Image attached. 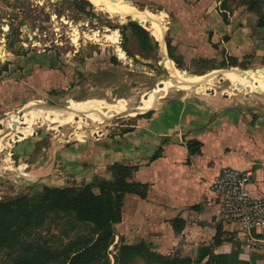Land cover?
<instances>
[{
  "label": "rangeland",
  "instance_id": "1",
  "mask_svg": "<svg viewBox=\"0 0 264 264\" xmlns=\"http://www.w3.org/2000/svg\"><path fill=\"white\" fill-rule=\"evenodd\" d=\"M86 1L0 0V85H22L13 92L19 99H13L7 109L0 111V115H8L0 117V123L13 119L11 134L0 141V200L42 189L41 183L30 180L25 172L7 169L5 153L11 152L10 160L17 167L21 161L13 159L12 152L20 154L21 144L25 151L29 150L30 137H39L42 145L105 137L112 138L110 142L119 141L120 123L130 122V117L138 113L119 115L110 104L127 101L121 108L136 111L151 103L153 107L163 98L185 95L184 99L190 101L199 93L209 96L204 89L213 87L212 97L216 100L264 112V90L252 81L264 83V27L256 24L259 14L264 17V0H119L163 19L166 55L168 40L180 64L177 66L173 60L174 65L194 72L191 78L197 79L186 89L172 87L174 82L159 57V44L152 34L156 29L140 22L150 29L146 28L154 44L152 49L143 50L132 28L121 27L130 17ZM10 50L19 56H12ZM222 72L239 75L240 80L229 82ZM38 99L43 103L26 105ZM93 104L106 107L85 110ZM19 106L20 113L16 111ZM20 127L31 128L29 133L18 135L21 146L11 147L10 152L3 149ZM41 151L39 156H45L43 164H49L47 150ZM50 171L51 166L43 174ZM68 178L64 185L86 182ZM35 220L31 218V224L23 223L18 230L21 217H5L0 226V264H65L73 250L95 237L93 225L76 220L71 211L54 216L41 214ZM114 232L108 247L87 264H167L154 257L149 259L150 255L124 256L130 242H122L126 239L119 236L115 224ZM181 249L177 247L170 253L183 258L195 256L193 248Z\"/></svg>",
  "mask_w": 264,
  "mask_h": 264
},
{
  "label": "crops",
  "instance_id": "2",
  "mask_svg": "<svg viewBox=\"0 0 264 264\" xmlns=\"http://www.w3.org/2000/svg\"><path fill=\"white\" fill-rule=\"evenodd\" d=\"M10 53L19 56L11 50ZM0 54H3L1 50ZM21 88L18 83L0 85V111L7 109L13 99H19L13 92ZM209 94L199 93L197 99L190 101L184 99L185 95L177 99L163 98L153 107L151 103L136 111L121 108L122 115L139 113L130 117V122L120 123L122 128L119 127L116 142L105 137L42 145L39 137H30L32 146L25 151L24 144L17 139L13 146L21 144L23 148L18 146L20 154L12 152V158L21 162L16 167L5 153L9 162L7 169L23 171L43 187L64 185L68 177L89 181L93 175L100 174L110 178L114 161L137 164L133 179L149 185L145 197L135 193L124 196L122 217L115 223L119 236L126 239L123 243L144 240L151 244V250L161 253H170L177 247L181 251V248H193L195 256L190 255L193 260L198 257L199 247L204 245H211L214 253H229L238 247V257L253 264L259 256L258 242L247 246V235L239 225L221 219L220 205L209 185L222 165H231L249 169L252 172L250 191L264 194V112L247 105L223 103L212 97L213 92ZM31 103H43V100H31L26 105ZM30 129L20 127L15 136L29 133ZM193 138L201 141L200 151L189 153L186 141ZM158 147L162 149L161 155L149 160ZM41 150H47L49 164H43L45 156H39ZM24 165L29 167H25L26 171ZM49 166V174H43ZM175 216L184 221L179 231L174 230L170 221ZM217 227L223 239L214 243Z\"/></svg>",
  "mask_w": 264,
  "mask_h": 264
},
{
  "label": "trees",
  "instance_id": "3",
  "mask_svg": "<svg viewBox=\"0 0 264 264\" xmlns=\"http://www.w3.org/2000/svg\"><path fill=\"white\" fill-rule=\"evenodd\" d=\"M81 2L88 3L86 0H81ZM256 24L264 27V17L261 14H259ZM126 26L132 28L143 50L147 51L154 47L148 30L137 21L121 25V27ZM166 47L168 57L174 60L177 66H180L179 60L171 51V44L168 40L166 41ZM231 70L235 71L238 69ZM12 141L5 146L8 152L13 146ZM186 146L189 153H196L200 151L201 141L195 138L188 139ZM161 152V147H158L149 156V160L158 157ZM11 163L14 164L12 160ZM137 168V164L114 161L110 167V178L94 175L92 180L81 182L80 184L43 185L40 191L33 194L24 193L14 198L0 200V226L5 217L12 214H18L21 217V221L17 225V229L21 230L22 224H31L32 221L30 220L33 217H36L35 221H38L41 214L43 216L47 214L54 216L61 212L71 211L76 220L85 221L93 225L95 237H92L90 241L87 240L80 248L73 250L65 259V264H87L113 241L114 224L121 220L125 194L135 193L140 197L146 196L149 184L133 179V172ZM170 221L175 231L181 230L184 225L183 219L177 216L172 217ZM221 232L220 228L217 227L213 236L214 243L223 239L219 237ZM150 246L149 242L140 240L135 244H130V249H128L130 253L126 252L123 255H150L149 259L152 260L151 257H154V260L165 261L167 264H218L217 262L221 260L225 261L226 264H250L248 261L238 257V247L233 248L229 253H214L211 245H204L199 247L198 257L193 260L190 256L183 258L179 255L178 257L176 254L154 251L150 249Z\"/></svg>",
  "mask_w": 264,
  "mask_h": 264
},
{
  "label": "built area",
  "instance_id": "4",
  "mask_svg": "<svg viewBox=\"0 0 264 264\" xmlns=\"http://www.w3.org/2000/svg\"><path fill=\"white\" fill-rule=\"evenodd\" d=\"M251 176L249 169L222 165L209 188L220 205L221 219L239 225L247 235V246L258 242L259 256L253 264H264V194L250 191Z\"/></svg>",
  "mask_w": 264,
  "mask_h": 264
},
{
  "label": "bare ground",
  "instance_id": "5",
  "mask_svg": "<svg viewBox=\"0 0 264 264\" xmlns=\"http://www.w3.org/2000/svg\"><path fill=\"white\" fill-rule=\"evenodd\" d=\"M89 1L90 2L91 1L92 2H95L99 6H101V5L104 6L107 10H109L112 13H119V12H121L123 14V16H128V17H131V18H137V21L139 23L140 22L142 23L143 21L144 22H147L150 25V27H152V28H154V29L157 30L158 33L152 31V34L154 35V38L159 43V55H160L159 57L162 59L164 67L166 68L168 74L170 75V77L172 78V80L174 82V84L172 85V87H175L177 89H186L189 86H191L192 82H194V81L197 80L196 78H191V76H194L195 74L190 75V77L183 76L182 72L183 71H186V70H184V69H182V70L179 69L178 70L175 67V65L173 64V62L166 55V53H165V50L166 49H165L164 38H163L164 31H165L164 29H166V27H165V23H164L163 19H161V17L159 15H153L154 13L149 14L150 13L149 11H148L149 13L146 11V14H145L144 13L145 11H143L141 9H136L137 7L135 8L133 6H127V5L123 4L119 0H89ZM147 9L148 10H151V8H149V7ZM164 14L166 15V13H164ZM148 30H150V29H148ZM230 68L231 69H234L236 67H230ZM222 73H223V78L224 79H228L229 82H235L237 80H240V76L239 75H235V74L229 73V72H222ZM252 81H253V84L254 85L256 84L257 86L261 87L264 90V83H262L261 81H257L255 79H252ZM249 82H251V79H249ZM257 89H258V87H257ZM162 90H165V89H162ZM234 91H237V90H234ZM141 102H140V104H141ZM125 103H127V101L126 102L123 101L122 103L116 104V105H114V104L111 105L110 104V106H112L113 108H115L116 113H119L121 111V106L124 105ZM103 107H106V105L105 104H100V105L93 104V105H89L88 107H86L85 110L86 111L88 110V112H89V110H91V109H98V108H101L102 109ZM108 107H109V104H108ZM134 107H132V108H134ZM52 111H54V110H52ZM56 112H58V110ZM70 112L72 113V112H74V110H70ZM1 122H3V121H1ZM0 124H1L0 125V141H2V137L3 136H5L7 133L11 134L10 132H11V130H12L13 127L12 128H9L7 130L5 129V127L12 125L13 124V119L10 118V120L7 122V124L5 122L4 123H0ZM3 149H4V144H3ZM3 158L6 159V156H3Z\"/></svg>",
  "mask_w": 264,
  "mask_h": 264
},
{
  "label": "water",
  "instance_id": "6",
  "mask_svg": "<svg viewBox=\"0 0 264 264\" xmlns=\"http://www.w3.org/2000/svg\"><path fill=\"white\" fill-rule=\"evenodd\" d=\"M150 8H152V7H150ZM131 21H137V18H129L127 21H125V24H128L129 22H131ZM138 22V21H137ZM139 23V22H138ZM140 25H142L141 23H139ZM143 26V25H142ZM182 70V69H181ZM182 74H183V76H187V75H193L194 74V72H188V71H183L182 72ZM205 91H207V92H214V88L213 87H211V88H206V89H204ZM69 98V96H66V101H67V99ZM16 111H18L19 113L20 112H22V106H19V107H17V110ZM0 117H8V115L6 114V113H2L1 115H0ZM5 129L7 130V129H9V126H7V127H5ZM14 139H17V136H14L13 137ZM13 142V141H12Z\"/></svg>",
  "mask_w": 264,
  "mask_h": 264
}]
</instances>
